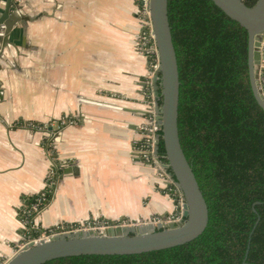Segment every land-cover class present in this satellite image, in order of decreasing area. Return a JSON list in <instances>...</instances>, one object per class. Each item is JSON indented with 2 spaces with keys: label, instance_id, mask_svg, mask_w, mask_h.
<instances>
[{
  "label": "crops",
  "instance_id": "obj_1",
  "mask_svg": "<svg viewBox=\"0 0 264 264\" xmlns=\"http://www.w3.org/2000/svg\"><path fill=\"white\" fill-rule=\"evenodd\" d=\"M15 2L41 17L17 25L4 50L0 39V262L27 236L25 199L46 191L39 230L161 225L177 205L137 150L149 112L148 60L136 50L140 1Z\"/></svg>",
  "mask_w": 264,
  "mask_h": 264
},
{
  "label": "trees",
  "instance_id": "obj_2",
  "mask_svg": "<svg viewBox=\"0 0 264 264\" xmlns=\"http://www.w3.org/2000/svg\"><path fill=\"white\" fill-rule=\"evenodd\" d=\"M168 9L180 73V141L209 225L194 241L166 250L45 264H242L248 248L246 264H264V110L250 79L249 32L211 0H169ZM160 153L166 154L162 141ZM44 195L40 207L51 192ZM40 196L25 199L27 209Z\"/></svg>",
  "mask_w": 264,
  "mask_h": 264
},
{
  "label": "water",
  "instance_id": "obj_3",
  "mask_svg": "<svg viewBox=\"0 0 264 264\" xmlns=\"http://www.w3.org/2000/svg\"><path fill=\"white\" fill-rule=\"evenodd\" d=\"M228 17L246 28L250 35L249 69L253 92L264 110V93L258 83L262 51L264 50V0L249 7L250 0H211ZM169 0H150V13L160 56V69L153 87L162 124V139L168 164L165 169L177 181L183 196V219L130 226H110L101 230H86L58 234L50 240L29 242L5 264H45L52 260L79 256L139 255L178 247L199 238L209 225V208L183 151L179 134L180 73L169 21ZM39 16L38 18H40ZM38 18L24 16L23 5L7 0L0 11L1 49L11 45L10 36L17 25ZM5 64L0 50V68ZM52 130V128H50ZM161 141L158 143L160 148ZM161 162L160 159H158ZM249 254L242 264H246Z\"/></svg>",
  "mask_w": 264,
  "mask_h": 264
},
{
  "label": "built area",
  "instance_id": "obj_4",
  "mask_svg": "<svg viewBox=\"0 0 264 264\" xmlns=\"http://www.w3.org/2000/svg\"><path fill=\"white\" fill-rule=\"evenodd\" d=\"M141 3L140 10V26L141 30L139 32L136 44L137 53L145 56L148 60V74H147V86H148V96H149V112L147 120L141 125V140L138 142L137 150L141 154L142 158L146 163H149L154 168L157 179L159 183L161 182L167 190L173 195L174 200L177 205V213L169 217L166 222L174 221L177 222L183 219V202L184 196L183 193L177 183V181L171 176L170 172L165 169V165L168 164L166 154L160 153V148L158 147L159 141L162 139V124L159 121L158 106L155 99V92L153 87V79L157 71L160 69V56L159 50L156 42V37L154 34L152 18L150 13V0H139ZM258 83L264 93V50L262 51V60L260 65V75ZM70 123L74 124V121H70ZM68 125L69 122L63 120L62 125ZM29 127L36 131H45L49 132V127L46 125H38V124H30ZM161 160V162L158 161ZM59 171L58 167L54 165V167L50 171V178L54 177L55 174ZM54 184V180L52 181ZM45 195L42 194L40 198H38L37 203L33 204L31 208L24 211L25 218H29L32 214H40L47 206V204L42 205V202H45ZM161 221L159 219H154L150 223L159 224ZM163 224V223H162ZM130 226L131 224L128 222H118V223H109V222H101V221H88L74 228L68 229H60L58 231L53 230L55 233L51 235H47L48 232H43L38 229V225L33 223L30 224L29 230L31 231H39L41 236L40 240L30 239L24 245L29 242H40L42 240H50L52 237L58 234L64 233H73L78 231H86V230H101L110 226ZM52 232V231H51ZM0 264H4V262H0Z\"/></svg>",
  "mask_w": 264,
  "mask_h": 264
},
{
  "label": "rangeland",
  "instance_id": "obj_5",
  "mask_svg": "<svg viewBox=\"0 0 264 264\" xmlns=\"http://www.w3.org/2000/svg\"><path fill=\"white\" fill-rule=\"evenodd\" d=\"M68 227L69 228H74V227H76V226H64V229H68ZM58 230H60V229H56L55 231H58ZM52 231V232H51ZM48 233H46L47 235H51V234H54L55 232L53 231V230H49V231H47ZM41 234H39L38 236H36V237H32V236H29V235H27L26 237H25V240H24V242L23 243H21L19 246H17L16 248H14L15 249V253H17V252H19L20 250H21V248L23 247V246H25L24 245V243H26L27 241H29L30 239H33V240H40L41 239ZM11 258V257H10ZM9 258V259H10ZM9 259H7V260H5V259H3V261L2 262H4V264L9 260Z\"/></svg>",
  "mask_w": 264,
  "mask_h": 264
}]
</instances>
